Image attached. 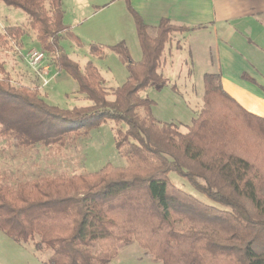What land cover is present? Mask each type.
<instances>
[{
    "label": "trees",
    "instance_id": "obj_1",
    "mask_svg": "<svg viewBox=\"0 0 264 264\" xmlns=\"http://www.w3.org/2000/svg\"><path fill=\"white\" fill-rule=\"evenodd\" d=\"M0 2L28 17L39 45L55 54L56 68L91 103L62 110L35 91L0 81L1 137L26 149L86 138L110 120L127 128L115 131L126 167L107 165L15 187L0 183L1 233L18 245L33 241L35 250L50 251L41 264H109L117 246L130 242L161 264H264V119L224 92L217 74L203 76L202 108L184 134L172 124L159 125L150 114L153 101L140 97L151 85H165L159 72L164 46L170 32L183 27L161 20L150 36L125 0L142 57L132 61L122 43L108 47L128 71L108 101L97 69L88 62L81 71L62 51V37L72 34L63 23L61 0ZM4 36L21 32L9 27ZM90 53L103 55L95 45ZM170 173L213 205L175 188Z\"/></svg>",
    "mask_w": 264,
    "mask_h": 264
},
{
    "label": "rangeland",
    "instance_id": "obj_2",
    "mask_svg": "<svg viewBox=\"0 0 264 264\" xmlns=\"http://www.w3.org/2000/svg\"><path fill=\"white\" fill-rule=\"evenodd\" d=\"M62 6L64 22L73 36H63L60 46L63 53L75 62L81 71L88 62L95 67L102 78V87L107 92L106 99L112 101V91L122 86L128 71L121 56L108 47L124 41L132 61L140 60L141 51L136 33L131 24L122 18L119 8L110 6V0H64ZM61 0V3H63ZM107 5L105 7H102ZM97 7V9H96ZM9 27L18 28L21 36L6 38L4 30ZM185 28L170 32L173 37V48L180 47L179 39ZM0 81L15 89L27 88L35 91L39 97L51 106L62 110L74 107H87L91 103L84 95L78 93V84L65 72L59 71L55 65V54L44 50L37 42L35 32L29 26L28 17L20 10L0 2ZM73 37V38H72ZM178 39V40H177ZM100 47L103 55L97 57L90 53V46ZM164 46V47H165ZM36 49L43 51L45 60L42 64L50 82L40 87L36 77L31 75L25 61V51ZM164 63H169L167 55ZM164 76L167 83L162 86H149L140 93V97L153 101L150 114L159 124H172L175 131L186 133L193 119L202 108L203 84L196 74L192 77L180 75L176 77L175 66H166ZM138 115L146 116L143 109ZM121 123L107 121L91 129L86 138L70 137L63 144L30 148H18L10 138L0 136V183L15 187L44 178H67L73 175H86L99 172L105 166L126 167V161L119 155L115 146V131H126ZM171 184L178 190L190 194L199 201L213 205L196 192L190 184L174 173L169 174ZM35 238L34 241H36ZM10 241V242H7ZM11 240L0 241V264H41L46 262L50 251H37L34 242L20 245L18 250ZM138 252H135V251ZM118 258L113 264H132L135 259H154L144 250H140L135 242L117 246ZM116 255V256H117ZM155 260V259H154ZM136 261V260H135ZM110 264V263H109Z\"/></svg>",
    "mask_w": 264,
    "mask_h": 264
},
{
    "label": "crops",
    "instance_id": "obj_3",
    "mask_svg": "<svg viewBox=\"0 0 264 264\" xmlns=\"http://www.w3.org/2000/svg\"><path fill=\"white\" fill-rule=\"evenodd\" d=\"M128 2L147 26L150 36H154L161 20L186 29L179 38L180 47H172L174 42L172 36L164 47L159 68L164 78L165 67L173 65L178 79L180 75L192 77L196 74L202 84L205 74H217L220 76L224 92L242 109L264 119V0H128ZM63 4L64 2L62 6ZM105 6L107 5L102 7ZM110 6L119 8L122 18L131 24L135 31L134 21L127 11L125 0H110ZM63 23L70 27L65 24L64 15ZM120 43L125 44L124 41ZM168 54L170 60L165 64L163 58H167ZM138 61L140 60L135 62ZM46 69L48 75V68ZM8 239L0 232V241ZM11 242L10 244H15L16 250L22 248L12 240ZM114 259L110 264L114 263ZM135 260L132 264H161L154 259L138 257ZM1 264H5V261H1Z\"/></svg>",
    "mask_w": 264,
    "mask_h": 264
},
{
    "label": "built area",
    "instance_id": "obj_4",
    "mask_svg": "<svg viewBox=\"0 0 264 264\" xmlns=\"http://www.w3.org/2000/svg\"><path fill=\"white\" fill-rule=\"evenodd\" d=\"M24 61L31 72V75L36 77L40 83V87H45L49 80L42 64L45 60V54L43 51H38L36 49H29L25 51Z\"/></svg>",
    "mask_w": 264,
    "mask_h": 264
}]
</instances>
